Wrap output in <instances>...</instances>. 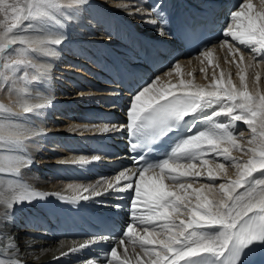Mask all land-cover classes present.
<instances>
[{"label": "snow or ice", "instance_id": "1", "mask_svg": "<svg viewBox=\"0 0 264 264\" xmlns=\"http://www.w3.org/2000/svg\"><path fill=\"white\" fill-rule=\"evenodd\" d=\"M261 2L264 4V0ZM82 3L83 0H0V16L3 17L0 20V63L3 70H10V75L0 70V79L9 82L5 86L10 91L13 90L11 84L15 83L20 67L35 69L36 74L31 77L34 82H39L46 76V65L34 64L28 57L29 53L50 57L56 54L53 46L62 43L63 34L53 37L50 32L43 31L41 22L52 21L58 24L60 20L57 17H63L65 13L70 19L69 10ZM239 7L242 11L231 12V19L235 24L229 25L230 29L236 30L226 31L224 34L241 45H251L253 53L258 49L264 58V9L253 15L251 3H243ZM137 11L142 15L150 14L143 13L140 9ZM151 11L154 13L155 9ZM6 21L10 23H5ZM145 22L154 26L157 23H167L155 19ZM33 25L36 27L33 28ZM30 30L37 35H23ZM161 34L170 33L162 28ZM17 44L25 47H15ZM9 56L16 58L8 62ZM250 59H255V56ZM26 76L25 72V76L19 79L23 80ZM159 80L160 77H156V80L130 98L127 123L120 130L127 131L131 148L138 147L141 141H151L163 136L175 126V122L193 113H197L207 126L205 130L196 131L195 134H191L192 129L189 128L184 138L167 154L168 158L155 164L144 163L146 166L139 170V179L135 180L134 186L128 183L121 189L132 192L131 207L134 216L141 211L138 205H143L146 213L136 218L144 225L145 235L140 236L139 240L149 257L148 264H243V256L248 250L257 245L264 246V94L259 91L250 93L242 73L240 89L233 85L231 79L225 83L222 78L217 79L215 74L210 90L183 79L178 84L154 87ZM20 92L25 96L30 95L25 89H20ZM36 98L43 99L39 96ZM48 103L47 100L37 104L25 101L21 104L22 113L39 111L46 108ZM213 106L219 110L211 111L210 115L204 114L205 112L201 114L203 110ZM0 110H3V106H0ZM221 114L230 117L229 124L216 121V117ZM20 115L8 112L7 115L0 116V148L22 151L25 144L38 135L15 122L14 118ZM232 121H243L251 129V139L248 140L250 146L246 150L249 155L243 163H235V158L230 154V149L244 150L234 137V130L230 128ZM104 130L107 131V128ZM206 150L222 156L226 161L232 160L238 169L237 178L230 179L227 184H220L218 189L213 184L201 185V188H192L191 184H178L179 189H184L183 194L169 190L164 182L167 178L175 181L181 178L198 179L204 175L199 170L193 171L197 166L192 161L200 158ZM143 159V156L139 157L140 161ZM182 160L188 163H177ZM5 163L8 167L0 168V171L18 174L25 158L22 155L5 157ZM80 163L86 164L88 161L81 157ZM217 168L220 172L226 171L224 164H218ZM149 169H159V172L145 178V172ZM255 174H259L261 178H256ZM207 176L213 177L211 168L207 169ZM123 177L124 173H121L120 178ZM68 187L73 189L72 185ZM112 187L113 184L109 183L108 188ZM205 187L211 195L202 194ZM188 189H192L191 192ZM73 190L77 193L80 191L78 186ZM84 191L90 189L85 188ZM37 198L44 199L45 194L31 190L26 185L18 186L17 203L31 202ZM89 198L79 194L73 197L76 200ZM2 202L8 204V197L5 196ZM8 207L12 205L8 204ZM184 216L187 218L183 219ZM217 226L218 231L215 230ZM156 228L164 233L163 239L157 238ZM132 229L133 225L129 223L124 232L130 239ZM111 257L112 264H127L126 259H118L116 247L111 248Z\"/></svg>", "mask_w": 264, "mask_h": 264}, {"label": "bare ground", "instance_id": "2", "mask_svg": "<svg viewBox=\"0 0 264 264\" xmlns=\"http://www.w3.org/2000/svg\"><path fill=\"white\" fill-rule=\"evenodd\" d=\"M131 1L134 0H83V3L78 7L69 10L71 11L70 19L67 18V13H65V16L57 17V19L60 20V23L58 24L52 21L41 22L43 31L50 32L53 37L63 34L62 43L58 46H53L56 53L55 55L50 57H42L39 54H28V57L34 62V64H43L47 67L46 76L40 80L43 87L40 88V81L34 82L31 80V77L36 74L35 69L33 68L30 69L31 71L28 77L23 80L19 79V77H24V75H17L15 83L11 84V87L13 88L11 91L9 90V87L5 85L2 88L3 79H0V100L2 103L0 106H3V110H0V116L7 115L8 112L20 113L22 115L14 118L16 123L22 124L32 131H39L41 133L34 137L33 144H29L31 147L38 150L36 153L38 155L36 157V159L39 161L38 163H40V145L46 144L48 140L50 142L53 141V138L50 137L51 131L54 132L55 130H60L58 132H61L69 131L70 129L76 130L74 127L76 126L84 127L85 129L82 131L83 133L87 132V130L91 131L96 129V131H98L97 129L101 127H108V124L104 121H100L99 123L91 125L90 127L89 122L85 121L84 115L81 120L77 119L74 121L72 118H69V114L73 113V108H75V106L79 107V109L92 107L94 104V98L89 99L87 104L72 102L70 101L71 95L75 93H72L71 95L70 93H66L70 91L69 88H65L63 84H68V86L75 87L71 92H76L77 88L80 87V85L76 84H79V82L82 85L83 83L89 84L88 81L93 79L95 70L91 65L88 64L85 57H83L81 54L89 55L92 53V55L97 58L102 56H111L113 58L114 54H120L113 44L115 43V45H120L125 42L116 39L111 40L108 37L98 36L99 33L96 32L97 19L95 15L100 13L108 15V10L119 15H125L129 10L132 11V8L127 5L130 4ZM247 3H251L253 5L251 10L253 15L255 12L264 9V4H262L261 0H250ZM138 5L142 6V1H139ZM237 11L242 10L239 7ZM2 19L3 17L0 16V20ZM229 22L235 23V21H233L231 18ZM35 27L36 26L33 25V28ZM89 28L92 29V31L87 30ZM23 35L34 37L37 35V33L30 30L23 33ZM102 36L104 35L102 34ZM227 43L229 44V46H226L227 50H223V53H220V49H217V55H211L210 60L206 58H202L200 61L195 59H192L191 61L182 59V62L177 63L179 65L176 64L174 67L167 66L172 71L168 75L164 76L166 79L171 78L170 80H166L165 83L178 84L179 81L183 79L184 81H191L197 86H202L206 90H210L213 74H215L217 79L222 78L225 83L229 78H231L233 85H235L237 89H240L242 87L240 82V74L242 73L245 77L244 83L250 93L254 94L259 91L261 94H264V76H257L260 70L264 74V64H261L264 61V58H258L254 54L250 55L249 51L245 50L240 51V56H238L236 53L237 51L235 50L237 46L230 40H228ZM65 46L68 47L67 49L71 48L77 52H69L65 49ZM15 47L25 46L17 44ZM241 55H243V62H241ZM253 56H255V59H250ZM84 64H86V66ZM60 68H62L61 70H71L73 75L75 74L74 76H76V78L73 80V82H71L70 79L61 78L64 72H59L58 69ZM219 70L223 71L221 75H218ZM224 71H228L231 76H226ZM5 73L6 75H10V71ZM55 75H57V77ZM203 75H207V77H203ZM77 80L79 82H77ZM96 80L99 81L98 77ZM197 81L203 84L198 85ZM8 83L9 82H7V84ZM20 89H25L30 95H23L20 92ZM94 89L97 91H106L101 87H95ZM94 89L92 88L91 91L96 94ZM83 92H86L85 88L80 93ZM38 96L42 97L43 99L36 98ZM45 100L49 101V105H47V107L44 109L46 113H49V116L48 120L46 117H42L41 119L45 123L46 121H49L51 124H33L35 119H40V110L30 114H23L21 104L25 101H27L29 104H37L43 103ZM49 109H51V111ZM213 110L218 111L219 109L216 106H213L212 108L205 110L204 114L210 115L211 111ZM24 115L25 118H22ZM196 116L198 117L196 123L190 122L189 125L198 126L197 131L205 130L207 125L201 121L198 115ZM57 117L62 118V120L65 122L64 126H62V121L61 125L58 123L59 120H56ZM216 121L229 124L230 117L225 114H221L220 116L216 117ZM56 123L60 125L58 129H55ZM96 125L97 127H95ZM230 128L234 130V137L237 139V142L240 144L241 148L244 149L243 151L230 149V154L235 158V163H243L248 159L249 155L247 154L246 150L250 146L248 144V140L251 139V129L243 121H232ZM206 151L200 155V158L192 161V163L197 166L195 169H193V171L199 170L204 175L198 179L181 178L175 181L167 178L164 182L169 190L177 191L178 193L183 194L184 189H179L177 187L178 184H191L192 188H201V185L207 186L209 184H213L218 189L220 184H227L230 179L237 178L238 169L234 166L232 160L226 161L222 156H218L217 154L210 155L211 153H206ZM15 155H22L25 158V161L31 160L19 150L13 151L12 149H0V159L2 163H5V157H11ZM44 157H42L43 159L41 164L43 168L41 170H36L32 166L28 165L23 166L20 169L19 175L23 178V180L20 177H15L9 171H0V261H3V264H16V262H19V264H74L72 261H67L70 257H68L67 253L69 251L78 255L81 250L84 256L91 260L92 264H112L111 248L116 247L117 257L120 261H124L126 259L127 264H148L149 257L145 253V248L141 247L139 240V237L145 235V233L138 223H134L133 218L130 217V220H128L127 216L124 217L123 227H114L117 225V223L115 221L109 222V224L114 227L116 232L119 231V229L122 230L121 232H108L109 235L88 234L86 236L82 231V229L87 230L93 226V215L95 213L102 212L111 199L110 196L112 195V188H108V185L102 183L98 178H92L89 180V182L84 183V185H86L85 187L90 189V191L80 192V195L88 196L90 198L87 200L83 199V204L77 205L81 209H74L71 211V206L62 208L67 212V218L61 225L59 232L62 235L60 239L52 240L50 242L49 239L34 233L35 230L40 229V226H27V220L29 216L36 214L40 215V212H42L47 206L51 207L52 209L57 207L53 204H48V198H50L52 201H55V198H53L54 194L60 193V195H62L67 193L64 192V188H62V184H60L58 180H48L46 177H43V171L46 172L47 177H54V175L51 173L53 171V166L49 164V158L46 153ZM80 158L81 157L78 154L70 153L68 151H64L63 155L59 158L62 163L71 162L69 165L73 170L74 176L72 177V175L69 174L67 176L68 179H66L65 182L67 186L72 185L73 189L76 186L75 181L82 178V170L86 169L88 165L95 166L98 163L96 160L85 159L88 161V163L82 164L80 163ZM31 162L36 163L35 161ZM177 163L187 164L188 162L182 160L178 161ZM218 164H224L226 171L220 172L217 168ZM208 168L213 170L212 178L207 176ZM132 171L133 169L129 170L126 168L117 167L114 170L113 175L120 180L124 179L121 182L123 185L122 187H124V183L128 184L130 182L129 177ZM156 172H159V169L146 171L145 178L153 176ZM121 173H124L123 178H120ZM255 175L256 178H261L259 174ZM112 181L113 179L111 176L110 183ZM134 182L135 181H133V183ZM19 185H26L31 190L44 193L45 198L33 199L31 202L22 201L17 203L16 196ZM68 189L73 192L72 195L75 194L76 196L78 194L73 189H70L69 187ZM191 190L192 189H188L189 192H191ZM243 190L244 189H238V191ZM97 193H99V196L96 195ZM122 194L125 193H121L120 198H122ZM202 194L211 195L208 192L207 187L202 189ZM5 196L8 197V204H11L12 207H8V204L2 202ZM123 204L125 203L121 202L117 206L122 210L121 207L124 206ZM182 218L186 219L187 217L184 216ZM87 221L89 222V225L87 224ZM57 222L61 223L62 219L61 221ZM52 223V221H49L47 225L52 228ZM129 223L133 225L132 239L124 235ZM100 225L105 227V225L101 224V221ZM215 230H219L218 226ZM3 232H7L8 234L11 233V235H6V233L3 234ZM155 232L157 233L158 239L164 238V233L159 228H156ZM50 233L55 234L56 232L52 230ZM79 237H81L80 240ZM8 241H11V244H9ZM53 242L58 243L54 245V249H51L50 245ZM85 247L89 249L88 251L92 250L94 252L102 253L101 257L98 259H93L91 254L84 250ZM105 247L106 249H104ZM73 249H76V251H72ZM71 257L73 258L74 256ZM77 264L83 263L77 262Z\"/></svg>", "mask_w": 264, "mask_h": 264}, {"label": "rangeland", "instance_id": "3", "mask_svg": "<svg viewBox=\"0 0 264 264\" xmlns=\"http://www.w3.org/2000/svg\"><path fill=\"white\" fill-rule=\"evenodd\" d=\"M5 23H10V21H6ZM16 57L15 56H9L8 57V62H11V60L12 59H15ZM33 62V61H32ZM34 63V62H33ZM0 66L2 67V63H0ZM3 68H0V70H2ZM30 69H32V68H24V67H20L19 69H18V72H17V75H20V76H22V75H24L25 76V72L27 73V76L26 77H28V75H29V73H30ZM62 68H60V69H58L59 70V72H61V73H63L64 72V74H62V76H61V78H66V79H70V81L71 82H73V80L76 78V76H74L73 75V72L71 71V70H65V69H63V70H61ZM4 71V73L5 72H7V71H10V70H3ZM72 73V74H71ZM6 74V73H5ZM56 77H57V75H55ZM83 79V78H82ZM3 82V84H2V88L4 87V85H6L7 84V82L5 81V80H2ZM60 81H62V80H60ZM77 82H79L78 80H77ZM63 83V82H62ZM69 83V82H68ZM76 84V83H75ZM76 85H80V87H78L77 88V91L76 92H71L75 87H72V86H68V84H63V86L65 87V88H69V91L70 92H66V93H70V95L72 94V93H75V95H71V100L70 101H72V102H76V103H79V104H81V103H83V104H87V102H88V95L89 94H94L91 90H92V86L90 85V84H87V83H83V85L79 82V84H76ZM84 85H86V86H84ZM68 86V87H67ZM84 88H85V90H86V92H83V93H80V92H82L83 90H84ZM82 90V91H81ZM85 93V94H84ZM83 94V95H82ZM87 98H86V97ZM90 99H92V98H90ZM2 103H1V100H0V105H1ZM70 110V109H69ZM70 113H71V111H70ZM105 126V125H104ZM91 127V126H90ZM105 128H107V126L105 127ZM206 153H211L210 155H214L215 153H212V152H210V151H206ZM96 166V165H95ZM116 175V174H115ZM113 176V175H112ZM98 179L99 178H101L102 177V174L101 173H98L97 174V176H96ZM110 178V176L108 175L107 176V180ZM81 179L82 178H80V179H78V180H76L75 181V183H76V186H75V188L78 186H80V181H81ZM111 179V178H110ZM102 181L103 182H105L103 179H102ZM166 181V180H165ZM110 183V182H109ZM108 183V184H109ZM125 185H124V187L127 185V183H124ZM123 186V185H122ZM124 187H122V188H124ZM79 189H80V191H79V194H80V192H83V186H80L79 187ZM123 205H125V204H123ZM138 207H139V205H138ZM136 218V217H135ZM134 222H136L135 220H134ZM139 224V223H138ZM137 225V224H136ZM140 225V224H139ZM20 227H21V224H20ZM141 229H143V228H141ZM6 233V235H11V233L10 234H8L7 232H3V234H5ZM121 242V241H120ZM8 243L9 244H11V241H8ZM121 243H123V242H121Z\"/></svg>", "mask_w": 264, "mask_h": 264}]
</instances>
